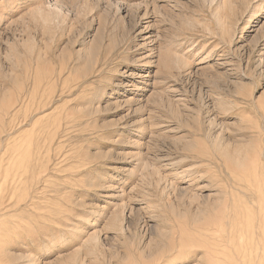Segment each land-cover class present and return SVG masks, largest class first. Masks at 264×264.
I'll return each instance as SVG.
<instances>
[{"label": "rangeland", "instance_id": "1", "mask_svg": "<svg viewBox=\"0 0 264 264\" xmlns=\"http://www.w3.org/2000/svg\"><path fill=\"white\" fill-rule=\"evenodd\" d=\"M0 264H264V0H0Z\"/></svg>", "mask_w": 264, "mask_h": 264}]
</instances>
